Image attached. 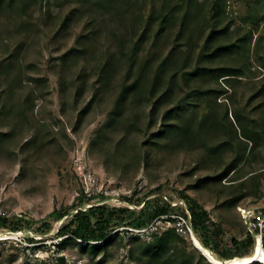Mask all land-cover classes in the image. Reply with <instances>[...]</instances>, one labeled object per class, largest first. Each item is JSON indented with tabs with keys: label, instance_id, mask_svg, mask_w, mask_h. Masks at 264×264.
<instances>
[{
	"label": "rangeland",
	"instance_id": "obj_1",
	"mask_svg": "<svg viewBox=\"0 0 264 264\" xmlns=\"http://www.w3.org/2000/svg\"><path fill=\"white\" fill-rule=\"evenodd\" d=\"M94 1L14 0L0 7V212L27 221L18 230L0 228V264H148L142 250L151 232L171 227L185 239L167 264H213L193 244L177 190L204 203L228 236L245 231L238 206L264 203V0H224L217 22L229 25L223 39L248 34L250 42L247 51L218 56L212 64H242L244 73L230 84L221 77L178 76L151 123L152 101L138 92L119 104L122 89L140 75L148 58L151 68L146 65L142 78H153L173 44H178L176 65L190 50L186 64L193 67L202 42L196 32L208 26L205 17L210 18L215 0H188L194 17L186 36L178 35L179 11L160 31L156 21H148L153 11L177 0H114L106 9ZM196 88L223 90L200 94L182 116L194 110L198 117L209 114L202 131L183 142L176 137L145 142L162 127L165 112ZM234 111L260 138L233 131ZM224 140L231 144L209 152ZM243 152L250 160H240L234 172L193 185L220 173ZM159 184L176 208L173 220L164 216L142 228L120 223L110 230L113 242L100 252L56 235L77 209L106 204L139 210L142 203L122 195L144 199ZM83 195L84 202L77 203ZM54 209L67 213L57 219L50 215Z\"/></svg>",
	"mask_w": 264,
	"mask_h": 264
},
{
	"label": "trees",
	"instance_id": "obj_2",
	"mask_svg": "<svg viewBox=\"0 0 264 264\" xmlns=\"http://www.w3.org/2000/svg\"><path fill=\"white\" fill-rule=\"evenodd\" d=\"M113 2L114 0H95L94 4L99 8L103 7L106 9V7L112 6ZM126 2L129 3L130 0H126ZM223 2L224 0H215V2L212 3L210 18L205 17V22H207L208 26H204L203 24V26L196 32L198 38H202V42L197 44V46H199L197 62L193 67H187L186 64V61L190 57V50H188L185 60L181 64L176 65L175 56L178 55V52L175 49V45L178 44H173L169 49V53L157 64L153 78H151V75V77H148V81H144L142 78V76L146 74L144 69L147 64H150L149 61L151 60V58H148L144 68H141L140 75L131 82L125 84L119 95L118 103H124L130 93H145L146 97L152 101L151 109L149 111L151 123L154 116L158 114L159 107L169 99L178 76H181L185 80H188L191 76H203L215 79L216 81L221 77L224 82L230 84L231 80L242 75L245 71L244 65L242 64H212L218 56L220 57L226 54L235 53L238 50L247 51L250 42L248 34H241L233 41L223 39L228 34L229 26L228 24L221 25L217 23H220ZM3 4L11 6L14 4V0H0V7ZM192 5L193 3L188 0H177V2L174 3V6L168 7L166 4H163L160 9L152 12L148 21H156L158 31H160L173 23L175 12L179 11L181 20L179 23L178 35L184 36L186 31H188L190 21L194 17V13L190 10ZM205 31L207 32L204 33ZM144 37L146 38V32H144L141 40ZM185 44L188 47L189 43L186 42ZM201 61H203V63ZM262 64L264 65V61ZM149 68H151V66ZM226 87L228 88V86ZM212 90L217 89L196 88L192 91L190 90L184 98L180 99L176 106L165 112L162 127L151 132L145 142L155 144L160 139H174L173 137H176L180 139V142H183L198 135L203 127H205L209 114H204L198 117L196 110H194L187 118H182V116L187 111L188 106L197 105L195 100L200 94H205ZM217 91L220 92L223 90ZM186 97H193L194 99L186 101ZM225 115L232 123V120L228 117L227 113ZM171 117L176 120H171ZM232 117L236 124V126L233 125V131L238 129L243 138L250 139L253 137V134L260 138L261 134L258 133L257 130H251V133L247 127L248 121L245 119L246 117H243L239 111H234ZM229 142V140H224L223 142L213 144L210 146L209 152L212 150H223ZM242 159L249 161V154L243 152L235 155L223 171L216 175L204 176L199 182L193 185L199 186L201 183L208 182V180L215 181L226 177L230 172L235 171L239 161ZM152 193H155L156 195L151 198L148 197V195ZM145 195L146 197L144 199L142 197L133 198V196L127 194L122 195V198L125 201L130 203H142L139 210H134L129 206L108 207L106 204H94L87 209H77L66 222L58 226L56 235L60 236L62 240L74 238L75 240H79L83 247L90 246L93 251L100 252L113 242L114 237L113 235H110V230L120 223L124 222L131 227L142 228L150 224L153 220L163 218L164 216H167L168 220L174 219L173 215L176 208L174 204H172V201L167 197V194H165V187L163 184H159L156 187L149 189ZM177 197L185 203V209L182 211L183 213L181 215L191 224L193 231L197 234L205 247L210 248L214 253H217L224 259L244 256L252 251L254 247V237L247 231L240 214V222L245 229L243 235L228 236L224 227L211 217L209 209L195 196L189 194L185 189H178ZM240 197L241 196L239 195L232 198L229 201V204L234 206L239 201ZM84 198V195L80 196L77 203H83ZM76 205L77 204L73 203L71 204V207ZM66 213L67 209H54L50 215H54L55 218L58 219L63 217ZM44 223L46 228L49 227V224L46 222ZM24 224L26 225L27 221L22 218V216L0 212V228L18 230ZM151 235L152 238L144 245V249L142 250V255L147 259V263H171L172 260L169 258L176 255L178 241L185 238L178 233L174 227L168 228L161 233L153 231L151 232ZM253 264L261 263L255 261Z\"/></svg>",
	"mask_w": 264,
	"mask_h": 264
},
{
	"label": "built area",
	"instance_id": "obj_3",
	"mask_svg": "<svg viewBox=\"0 0 264 264\" xmlns=\"http://www.w3.org/2000/svg\"><path fill=\"white\" fill-rule=\"evenodd\" d=\"M239 214L244 222L247 231L254 237V245L258 242L263 244L264 239V203L251 204L248 206H238ZM187 229L189 230L192 239L195 236L191 224L184 218ZM197 238V237H196Z\"/></svg>",
	"mask_w": 264,
	"mask_h": 264
},
{
	"label": "bare ground",
	"instance_id": "obj_4",
	"mask_svg": "<svg viewBox=\"0 0 264 264\" xmlns=\"http://www.w3.org/2000/svg\"><path fill=\"white\" fill-rule=\"evenodd\" d=\"M193 244L195 247L202 250L204 255L213 264H253L255 261L264 264V245L261 244V242L255 244L252 251L249 254L240 257L236 256L229 259H224L215 256L208 248L203 246L196 237L193 238Z\"/></svg>",
	"mask_w": 264,
	"mask_h": 264
}]
</instances>
